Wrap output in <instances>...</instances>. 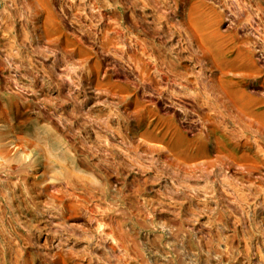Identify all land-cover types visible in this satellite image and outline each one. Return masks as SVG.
Listing matches in <instances>:
<instances>
[{"label": "rangeland", "instance_id": "1", "mask_svg": "<svg viewBox=\"0 0 264 264\" xmlns=\"http://www.w3.org/2000/svg\"><path fill=\"white\" fill-rule=\"evenodd\" d=\"M222 43L264 110V0H0V264H264Z\"/></svg>", "mask_w": 264, "mask_h": 264}, {"label": "bare ground", "instance_id": "2", "mask_svg": "<svg viewBox=\"0 0 264 264\" xmlns=\"http://www.w3.org/2000/svg\"><path fill=\"white\" fill-rule=\"evenodd\" d=\"M221 45L222 47L220 46L219 55H218L220 58L219 60H221L220 80L219 83L217 82L219 84L218 106L220 107V116H221L220 119L222 124V130L220 132L222 138L221 146L222 149L226 150V148H228V146L230 145L229 139H231L230 137L227 136L228 128L233 127L232 129H234V127L238 126L239 122L242 121L241 118L245 116L249 121V124L245 127H248L249 130H252V126H253L252 124L254 123L255 117L257 118V116H260L264 121V110L257 109L255 104L259 102L253 100L248 95V93H246L245 90L242 89V86L244 84V78L247 76L246 74L249 73L248 71H244L245 68V66L243 65L244 62L243 60L245 59L244 55L236 51L237 49L233 50L231 47H230L231 49L230 48L228 49L225 43H222ZM262 122L259 120L258 123H262ZM176 143L177 142H174V145H176Z\"/></svg>", "mask_w": 264, "mask_h": 264}]
</instances>
